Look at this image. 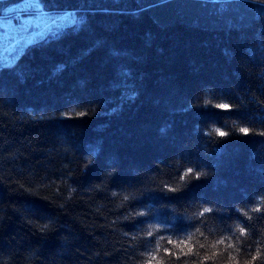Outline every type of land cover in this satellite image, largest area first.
Segmentation results:
<instances>
[{"label": "trees", "instance_id": "obj_1", "mask_svg": "<svg viewBox=\"0 0 264 264\" xmlns=\"http://www.w3.org/2000/svg\"><path fill=\"white\" fill-rule=\"evenodd\" d=\"M39 5L81 18L0 65V264H264V0Z\"/></svg>", "mask_w": 264, "mask_h": 264}, {"label": "rangeland", "instance_id": "obj_2", "mask_svg": "<svg viewBox=\"0 0 264 264\" xmlns=\"http://www.w3.org/2000/svg\"><path fill=\"white\" fill-rule=\"evenodd\" d=\"M9 3L0 14V65L14 60L33 42L78 24L81 18L77 11L44 10L39 0H14Z\"/></svg>", "mask_w": 264, "mask_h": 264}, {"label": "snow or ice", "instance_id": "obj_3", "mask_svg": "<svg viewBox=\"0 0 264 264\" xmlns=\"http://www.w3.org/2000/svg\"><path fill=\"white\" fill-rule=\"evenodd\" d=\"M208 104H209V101L205 100L204 105L206 106ZM214 106L217 109H223V110H227L230 108V105L227 103H217ZM190 107H191V105H190ZM77 115L83 117L86 115V113L85 112H79V113H77ZM213 131L215 132V134L217 136H219L221 138L229 136V132L223 131L220 128H215V129H213ZM239 132L240 133H247V135H248L250 130L248 128L241 127V128H239ZM260 135L264 136V132L260 133ZM203 176H206V173L199 171V170H194L191 167H189L187 172L185 173V177L194 178L196 180H199ZM183 178L184 177H181V179H183ZM169 191H172V189H169ZM125 199H127V197H125ZM209 211H211L210 208L204 209V212H209ZM253 211H259V209H253ZM139 215H143V213H140ZM243 232H244V229L240 228V233L243 234ZM149 235H151V233H149ZM169 242L173 243L172 241H169ZM218 243H223V241H219ZM175 247L181 248L182 252H183L184 248H187V252L184 253L185 255L190 254L192 252V248L190 246H188L187 244H183V243L176 244ZM201 247H203V245H201ZM229 247H231V245H229ZM215 255L216 254L213 253V255L211 257L205 256V260L212 259ZM256 259H257V256L252 257V261H255ZM152 261H154L155 264H161V262L159 260H157L155 256L152 257ZM152 261H150L149 264H152ZM252 261H249L248 264H252ZM233 264H234V261H233Z\"/></svg>", "mask_w": 264, "mask_h": 264}, {"label": "clouds", "instance_id": "obj_4", "mask_svg": "<svg viewBox=\"0 0 264 264\" xmlns=\"http://www.w3.org/2000/svg\"><path fill=\"white\" fill-rule=\"evenodd\" d=\"M140 214V213H139Z\"/></svg>", "mask_w": 264, "mask_h": 264}]
</instances>
